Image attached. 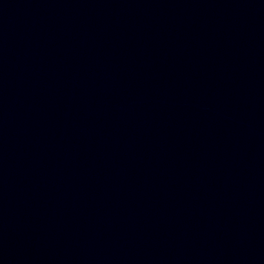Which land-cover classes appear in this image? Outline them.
<instances>
[{
	"label": "water",
	"instance_id": "1",
	"mask_svg": "<svg viewBox=\"0 0 264 264\" xmlns=\"http://www.w3.org/2000/svg\"><path fill=\"white\" fill-rule=\"evenodd\" d=\"M0 264H264V0H0Z\"/></svg>",
	"mask_w": 264,
	"mask_h": 264
}]
</instances>
